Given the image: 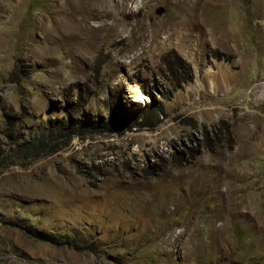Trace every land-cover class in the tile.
<instances>
[{"label": "rangeland", "instance_id": "obj_1", "mask_svg": "<svg viewBox=\"0 0 264 264\" xmlns=\"http://www.w3.org/2000/svg\"><path fill=\"white\" fill-rule=\"evenodd\" d=\"M0 264H264V0H0Z\"/></svg>", "mask_w": 264, "mask_h": 264}, {"label": "trees", "instance_id": "obj_2", "mask_svg": "<svg viewBox=\"0 0 264 264\" xmlns=\"http://www.w3.org/2000/svg\"><path fill=\"white\" fill-rule=\"evenodd\" d=\"M180 61L179 60H172V61H166V66L168 70L172 73H176V66L178 65ZM175 71V72H174ZM186 73V71H185ZM184 77V76H183ZM176 78H178L176 74ZM189 78H185L183 81H188ZM179 81V79H178ZM148 94L151 96V101L153 98V101L150 104H147L143 109L141 113V119H124L123 121H128V127H132L133 124L141 125V126H149V121L154 113H157L158 111H163V106L161 102H156L154 99V95L152 92H148ZM62 117L51 123L52 129H54L59 134H64L68 136L73 135H80L83 132L92 131L96 128H107L109 130L112 129V125H115L113 123V119L108 121L107 124H101L100 120H90V118H83L84 116H90L88 113L85 112L84 106L81 104V99L78 97L74 99L71 103H68V105L63 109ZM143 115V116H142ZM91 121V122H88Z\"/></svg>", "mask_w": 264, "mask_h": 264}, {"label": "clouds", "instance_id": "obj_3", "mask_svg": "<svg viewBox=\"0 0 264 264\" xmlns=\"http://www.w3.org/2000/svg\"><path fill=\"white\" fill-rule=\"evenodd\" d=\"M161 7H163V6H161ZM158 8H159V7H158ZM165 11H166V9H165ZM163 14H164V13H163ZM157 15H158V14H157ZM28 73H29L28 70H22L21 76H25V75H27ZM148 95H149V94H148ZM149 96H150V95H149ZM150 97H151V96H150ZM147 99H149V98H147ZM152 99H153V98H152ZM152 101H153V100H152ZM152 101H151V102H152ZM151 102H148V103H145V104L147 105V104H150ZM146 105H145V106H146ZM145 106H144V107H145ZM132 128H135L134 125L132 126Z\"/></svg>", "mask_w": 264, "mask_h": 264}, {"label": "water", "instance_id": "obj_4", "mask_svg": "<svg viewBox=\"0 0 264 264\" xmlns=\"http://www.w3.org/2000/svg\"><path fill=\"white\" fill-rule=\"evenodd\" d=\"M165 12V8L164 7H159L156 9V13L158 15H162Z\"/></svg>", "mask_w": 264, "mask_h": 264}, {"label": "bare ground", "instance_id": "obj_5", "mask_svg": "<svg viewBox=\"0 0 264 264\" xmlns=\"http://www.w3.org/2000/svg\"><path fill=\"white\" fill-rule=\"evenodd\" d=\"M76 7V6H75ZM79 7V6H78Z\"/></svg>", "mask_w": 264, "mask_h": 264}]
</instances>
